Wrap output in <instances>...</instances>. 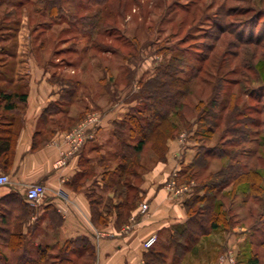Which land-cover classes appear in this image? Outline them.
I'll return each instance as SVG.
<instances>
[{"label":"rangeland","instance_id":"1","mask_svg":"<svg viewBox=\"0 0 264 264\" xmlns=\"http://www.w3.org/2000/svg\"><path fill=\"white\" fill-rule=\"evenodd\" d=\"M5 2L7 6L0 11V40L15 34L27 36L32 53L45 62L58 85L75 89L77 94L83 86L74 95L81 99L74 108L83 109V113L65 134L89 114L102 117L115 103L131 98L139 101L142 91L150 90L146 83L172 58L183 55L185 62L180 66L190 71L189 67L198 64L196 59L208 57L204 72L191 82V90L181 100L183 119L170 115L178 128L170 140L183 139L182 149L190 161L180 164L182 168L171 174L165 186L175 181L171 192L183 194L186 201L202 195L205 184L217 183L221 177L216 175L218 171L237 165L240 171L257 173L250 177L258 175L261 181L258 187L233 181L222 187L212 199L214 207L205 209L208 212L201 217L202 224L210 225L216 214L222 223L199 239L182 263L250 264V259L258 258L259 264H264V111L257 112L264 109V0H106L103 5L94 0H58L55 13L49 7L50 0ZM94 17L98 28L91 32L87 22L95 21ZM24 21L26 25L20 26ZM35 28L39 29L36 33ZM218 85L225 88L216 94L218 102L234 99L239 109L261 124L240 127L248 130L245 142L232 134V123L222 125L210 139L196 134L206 125L200 118L201 110L210 109L208 104ZM153 141L137 155L139 166L134 169L138 174H125L122 181L140 185L145 174L167 161L169 147L160 159ZM117 142L115 136L105 144L104 153L98 154L103 162L85 166L91 172L87 182L90 197L109 212L120 200L105 184L98 188L95 174L101 176L116 168L119 160L111 154ZM212 148L226 155L210 156L206 164L191 165L198 153ZM101 191L112 194L103 196ZM142 194L141 190L136 208L146 212L149 205ZM124 226L132 228L131 224ZM60 252L58 247L55 253ZM180 260L172 251L167 252V264H180ZM92 263L93 259L78 262Z\"/></svg>","mask_w":264,"mask_h":264},{"label":"crops","instance_id":"2","mask_svg":"<svg viewBox=\"0 0 264 264\" xmlns=\"http://www.w3.org/2000/svg\"><path fill=\"white\" fill-rule=\"evenodd\" d=\"M4 6L7 3L0 0V11ZM24 23L20 26L24 27ZM38 30L33 29L35 33ZM29 45L32 46L31 40L23 34L0 40V139L7 135L6 126L15 134L10 164L5 167L0 157V173L11 177L10 184L0 187L1 256L11 264L19 254L39 245L84 238L93 248L92 264H146L143 242L156 235L158 243L167 245L173 227L188 219L183 194L171 192L165 186L171 174L182 168L179 165L190 161L182 149L183 139L168 142L167 161L159 162L139 185L148 211L135 208L127 221L120 224L116 210L104 213L99 204L98 210L107 217V223L97 226L87 188L91 172L85 166L102 162L98 154H103L105 144L114 140V123L124 119L138 100L125 99L105 109L95 138L69 154L64 134L83 113V109L74 108L80 99L74 95L83 86L77 94L75 89L58 85ZM2 47L6 50L1 51ZM3 95L12 97L8 100ZM8 101L14 104L13 108L5 107ZM95 176L98 188L102 189L103 173ZM34 183L46 187V196L38 204L25 199L26 188ZM111 192L101 194L111 196ZM126 223L132 225L129 232L124 231Z\"/></svg>","mask_w":264,"mask_h":264},{"label":"trees","instance_id":"3","mask_svg":"<svg viewBox=\"0 0 264 264\" xmlns=\"http://www.w3.org/2000/svg\"><path fill=\"white\" fill-rule=\"evenodd\" d=\"M57 1L50 0L49 2L51 3L49 7L53 13L56 12L54 9H56ZM94 1H98L96 4L103 5L106 0ZM88 19H84L85 23ZM94 19L95 21L90 19L87 22L91 26V32L98 28L97 17H94ZM196 61H198V64L195 67H189L190 71L181 67L185 62L183 55L172 58L169 62L170 64L165 67H159L157 75L145 85L150 90L142 91V97L129 110L125 118L114 123V134L118 138V142L115 146V151L111 155L119 162L112 171H105L103 181L105 187L111 189L115 198L120 200L115 203V210L117 211L120 224L125 223L132 210L136 208L139 193L141 192L136 182L122 181L121 179L125 174L133 176L138 174L134 169L135 166H139L137 155L144 150L150 140H154L153 142L156 144L155 150L160 159L165 158V153L168 149L167 142L175 138L178 131L175 123L171 121L170 115L175 114L181 120L183 119L184 115L179 111L181 100L191 90V82L198 79L204 72L208 57L196 59ZM174 63L177 65H174ZM168 68L172 71H169ZM214 90L213 97L208 104L210 109L201 110L202 115L200 118L206 122V125L201 128L202 130L196 131L197 135L210 139L222 125L226 126L228 123H232L233 126L230 127L232 134L239 136L238 138L243 140L248 134V130H242L241 126L261 125L258 120L250 118L245 114L244 110L239 109V105L234 99L231 98L228 102H225V100L218 102L216 94H219L222 90L224 91V87L218 85ZM3 96L8 100L12 97V95ZM20 97L24 99L25 95H20ZM5 107L10 109L14 107V104L8 101ZM263 111L264 109L257 112L262 113ZM6 128V137L0 139V157L2 156L5 167L12 160L15 143V134L9 126H6ZM246 140L243 141L245 142ZM214 155L222 158L226 154H221L216 148L204 149L202 153L200 152L196 155L191 165L199 164L200 161L206 164L207 158ZM101 161L103 162V159ZM250 174L255 175L257 173L240 171L238 165L218 171L216 175L221 177L217 183L205 184L202 186L204 191L202 195L197 194L194 198L184 201V207L188 215L187 221L185 224L173 227L168 237L167 245L158 243V239L156 240L145 254L146 264H167L168 251H172L175 257L177 255L181 259L193 249L201 237L219 228L222 222L218 220V215L216 214L212 216V220L210 219V225L201 223V217L205 212H208L205 209L210 210L214 207L213 197H216L222 187L231 181L239 184L247 182L252 186L258 187L261 181L260 178H257L258 175L254 176V178L250 177ZM90 196L91 194H89ZM90 200L95 224L99 226L107 223V217L98 210L100 202L91 197ZM206 202L207 205H205ZM198 203H203L204 205L202 207L197 206L196 204ZM104 213L110 212L104 211ZM58 247H60L61 252L55 253ZM84 256L88 260L93 259V248L87 239L78 238L57 242L49 246L39 245L32 251L29 250L19 254L14 263L11 264H55V260H58V264H78ZM7 261L6 257L0 254V264H9ZM250 264H259L258 258L250 259Z\"/></svg>","mask_w":264,"mask_h":264},{"label":"built area","instance_id":"4","mask_svg":"<svg viewBox=\"0 0 264 264\" xmlns=\"http://www.w3.org/2000/svg\"><path fill=\"white\" fill-rule=\"evenodd\" d=\"M102 117L99 114L93 113L87 115L75 128L64 135L65 143L69 148V154H73L83 147L88 141L95 138V130L100 125ZM11 183V177L7 173H0V187ZM175 181H171L167 188L170 191L175 189ZM46 196V187L40 183L29 185L25 190V199L34 204H38ZM147 206L144 205L143 208ZM126 230L130 227H126ZM157 240L156 235H151L144 241L145 248H150Z\"/></svg>","mask_w":264,"mask_h":264}]
</instances>
